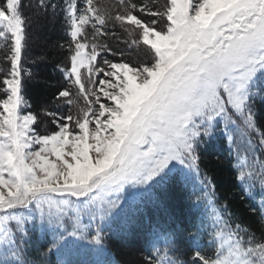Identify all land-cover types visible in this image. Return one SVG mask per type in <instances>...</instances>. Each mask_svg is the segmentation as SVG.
Wrapping results in <instances>:
<instances>
[{
	"label": "snow or ice",
	"instance_id": "obj_1",
	"mask_svg": "<svg viewBox=\"0 0 264 264\" xmlns=\"http://www.w3.org/2000/svg\"><path fill=\"white\" fill-rule=\"evenodd\" d=\"M24 7L0 0V264H112L106 236L131 233L144 205L167 211L170 187L190 179L200 187L187 198L210 209V227L201 220L181 259L183 230L156 225L144 264H264V234L217 206L214 177L200 166L203 150L226 140L242 192L253 197L259 183L264 217V0H118L114 15L94 0H37L45 13L63 12L69 37L59 70L70 87L55 96L69 112H45L51 131L27 96ZM109 23L130 47L146 46L147 59H107ZM72 87L87 101L75 115Z\"/></svg>",
	"mask_w": 264,
	"mask_h": 264
},
{
	"label": "trees",
	"instance_id": "obj_2",
	"mask_svg": "<svg viewBox=\"0 0 264 264\" xmlns=\"http://www.w3.org/2000/svg\"><path fill=\"white\" fill-rule=\"evenodd\" d=\"M53 2L63 3V0H53ZM140 2L151 4L153 0H140ZM156 2L162 3L163 0H156ZM23 3L25 15L31 18L28 29L30 37L29 63L26 66L32 70L33 78L28 82L27 96L32 103V110L39 114L41 130L51 131L55 128V124L52 123L53 117L45 115V112H55L61 116L67 115L69 112V106L55 99L59 90L63 87H70L59 70L60 67L69 63L67 59L69 40L66 34L67 26L60 9H57L56 14L53 15L51 9H48L47 13L38 9L37 0H23ZM94 3L113 15L117 11L118 0H94ZM49 20L52 22L51 29L48 27ZM40 21L43 28L37 31L33 24ZM108 28L110 31H114L116 36L100 38L101 43H106L112 49L110 53H103L107 59L113 62L127 63L129 61L139 63L147 59L146 46L130 47L126 44L125 41L130 40L131 37L118 24L113 27L112 23H109ZM86 30L91 33L90 25L86 26ZM32 60H35L36 63L32 64ZM5 67L7 65L0 55V68ZM2 79L3 73H0V80ZM71 90L73 92L71 112L75 115L80 108L87 107V101L76 94L75 87H72ZM236 163L235 155L229 156V145L226 140L223 143L217 141L204 149L201 154V170L214 177L217 206L227 204L229 212L234 214V222L240 223L243 228H247L260 237L264 234V217L259 212L261 199L259 183L257 182L253 189V197L243 193V185L237 179L238 170L233 167ZM194 191L198 193L197 189L188 187L184 182L173 184L168 192L167 211L151 204L144 205L142 213L136 217L135 228L131 233L114 230L106 236L104 243L112 264H144L145 259L154 251L149 241L151 230L156 225L173 223L183 230L180 258L187 259L197 246L196 239L190 233L197 230L202 219L209 227L211 225L210 209H205L203 206L194 207L195 196H192L191 199L187 198ZM206 213H208L207 216ZM35 235L29 250L31 258L38 256L39 245L36 243ZM208 240L209 237L204 234L198 243L201 247L207 248ZM41 242H43V238H41Z\"/></svg>",
	"mask_w": 264,
	"mask_h": 264
},
{
	"label": "rangeland",
	"instance_id": "obj_3",
	"mask_svg": "<svg viewBox=\"0 0 264 264\" xmlns=\"http://www.w3.org/2000/svg\"><path fill=\"white\" fill-rule=\"evenodd\" d=\"M51 20H49V25H48V27L51 29L52 28V25H51ZM34 25V29L35 30H37V31H40V29H42L43 27V24H41V21L40 22H36V23H34L33 24ZM49 30V29H48ZM143 59H145V58H143ZM143 62V61H142ZM118 63V62H117ZM129 63L132 65V66H135V65H137V64H139V63H141V62H139V63H133V62H130L129 61ZM101 78H103V76H102V74H101ZM110 90V89H109ZM100 95H101V102H106V103H111L110 101H107L106 100V98L105 97H103V94L102 93H100ZM96 107L98 108L99 106L98 105H96ZM91 127H93L92 125H90V129H91ZM226 143H227V141H226ZM228 144V143H227ZM241 155L242 156H245V155H247L246 153H241ZM52 159H54V157H51ZM184 184L185 185H187L188 187H190V188H192V189H197V190H199V183H198V181H196L195 179H190L188 182H184ZM38 235H39V233H38Z\"/></svg>",
	"mask_w": 264,
	"mask_h": 264
}]
</instances>
